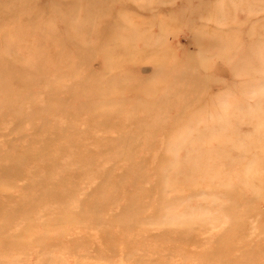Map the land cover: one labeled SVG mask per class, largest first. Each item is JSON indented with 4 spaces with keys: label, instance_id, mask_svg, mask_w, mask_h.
<instances>
[{
    "label": "rangeland",
    "instance_id": "1",
    "mask_svg": "<svg viewBox=\"0 0 264 264\" xmlns=\"http://www.w3.org/2000/svg\"><path fill=\"white\" fill-rule=\"evenodd\" d=\"M51 4L0 6V264H264V0Z\"/></svg>",
    "mask_w": 264,
    "mask_h": 264
},
{
    "label": "bare ground",
    "instance_id": "2",
    "mask_svg": "<svg viewBox=\"0 0 264 264\" xmlns=\"http://www.w3.org/2000/svg\"><path fill=\"white\" fill-rule=\"evenodd\" d=\"M15 1H17L18 3H23V2H25L27 0H15ZM81 1L82 0H51V2H52L51 7L55 6L54 8H57V12L60 15V18L63 17L62 14H64V11L67 10L66 8H69L70 11H74V13L72 14V17H70L68 19V21L71 19L73 21V23L75 24V26L73 28V32H68V36H69V39H71V41L73 40V38L78 37L77 35L80 32H84L83 28L76 24V21L80 20L79 13L77 11L80 10L83 7V5L86 6V4H88L89 13L98 14L97 12L100 10V8H102V9L105 8L107 10H111L112 9L111 8L112 4H121V3L122 4H127L130 1L132 3L136 2V0H85V4H83V3H81ZM6 3H7V0H0V6H3ZM38 9H39V7L36 6L35 10H38ZM27 12L30 15L31 6H27ZM51 16H53V15H51ZM98 17H99V14H98ZM35 20H37V19L34 17L31 21H29V23L30 22L33 23ZM6 36L4 38H2V40L3 41L6 40V44L7 45H10V46L13 45L12 41L15 39L14 36L12 34H10V33H9V36H8L9 39H6ZM16 37H17V34H16ZM101 38L102 37H97V41L99 43H101V45H103L102 42L100 41ZM123 40L124 39L121 38L120 41L122 43L121 42H115L113 45L108 46L106 49H104L105 54L112 55V52L114 50L116 51L117 50L116 48L119 47V46H121V48L127 47V44L125 42H123ZM127 40H129V38ZM7 41H8V43H7ZM42 50H43L42 48L35 47L33 52H35L37 54H41ZM10 51L13 52V49H10ZM91 52H92V49L90 50L89 53H91ZM14 53H15V51H14ZM96 57H97V55H96ZM5 58H6L5 56L0 55V61L4 60ZM109 58H111V57H108V56H105V55H103L102 58H101L102 65L106 68V70H109V66L112 67V62H109ZM5 61L3 62V64H5ZM108 63H109V65H108Z\"/></svg>",
    "mask_w": 264,
    "mask_h": 264
}]
</instances>
